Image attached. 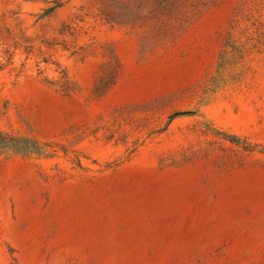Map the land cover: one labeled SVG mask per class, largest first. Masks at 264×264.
<instances>
[{"label": "rangeland", "instance_id": "1", "mask_svg": "<svg viewBox=\"0 0 264 264\" xmlns=\"http://www.w3.org/2000/svg\"><path fill=\"white\" fill-rule=\"evenodd\" d=\"M0 264H264V0H0Z\"/></svg>", "mask_w": 264, "mask_h": 264}]
</instances>
